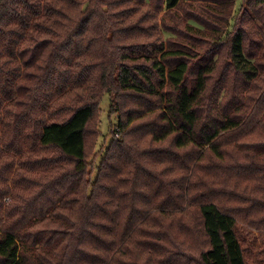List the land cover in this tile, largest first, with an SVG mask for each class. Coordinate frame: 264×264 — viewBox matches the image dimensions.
<instances>
[{
    "label": "trees",
    "instance_id": "16d2710c",
    "mask_svg": "<svg viewBox=\"0 0 264 264\" xmlns=\"http://www.w3.org/2000/svg\"><path fill=\"white\" fill-rule=\"evenodd\" d=\"M0 264H264V0H0Z\"/></svg>",
    "mask_w": 264,
    "mask_h": 264
},
{
    "label": "rangeland",
    "instance_id": "374dc122",
    "mask_svg": "<svg viewBox=\"0 0 264 264\" xmlns=\"http://www.w3.org/2000/svg\"><path fill=\"white\" fill-rule=\"evenodd\" d=\"M239 6V3L237 2L236 9ZM167 33H165L166 35ZM108 96L105 95L102 99V102L100 104V121H98V126L100 128V131L102 132V135L100 136L98 140V156L100 158L101 151L105 147L106 143L111 140V137L108 135ZM116 120H113V123H115ZM96 158V159H97Z\"/></svg>",
    "mask_w": 264,
    "mask_h": 264
}]
</instances>
